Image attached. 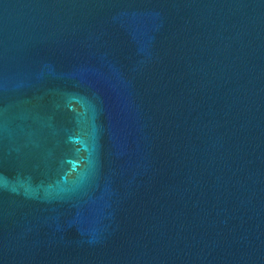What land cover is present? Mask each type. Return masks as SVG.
<instances>
[{"label":"water","instance_id":"95a60500","mask_svg":"<svg viewBox=\"0 0 264 264\" xmlns=\"http://www.w3.org/2000/svg\"><path fill=\"white\" fill-rule=\"evenodd\" d=\"M0 264H264V0H0Z\"/></svg>","mask_w":264,"mask_h":264}]
</instances>
